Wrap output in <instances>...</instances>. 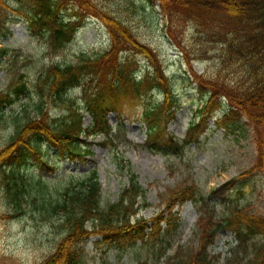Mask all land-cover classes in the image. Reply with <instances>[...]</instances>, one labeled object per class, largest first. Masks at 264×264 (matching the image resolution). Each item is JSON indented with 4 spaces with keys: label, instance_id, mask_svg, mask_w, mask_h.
Wrapping results in <instances>:
<instances>
[{
    "label": "trees",
    "instance_id": "1",
    "mask_svg": "<svg viewBox=\"0 0 264 264\" xmlns=\"http://www.w3.org/2000/svg\"><path fill=\"white\" fill-rule=\"evenodd\" d=\"M159 1L169 22L179 24L182 21L183 24L195 27L197 34L203 32L197 28L199 20L213 16L216 23L209 32L215 38L209 41L219 45L218 57L222 66L214 75H197L200 88H204L209 95L198 113L209 112L221 102L218 97H225L229 108L217 120L218 125L234 127L245 116L254 126L257 159L242 175L255 171L264 174V0ZM152 2L145 0L147 4L152 5ZM61 9H73L81 16L86 13L96 15L109 30L112 47L107 52L81 51L75 62L50 63L35 78L33 94H30L22 80L23 72L18 71L14 73L8 87L0 92L1 109L24 96H34L35 100L32 108L36 110V115L30 116L27 110L21 118H16L5 145L0 147V181L7 178V195L15 201L16 211L9 213V216L22 211L21 200L26 196L44 223H51L50 217L53 216V225L60 228L61 238L55 249L36 264H78L83 251L78 243L91 232L85 227L88 220L92 222V231L103 233L105 239L132 236L133 233L139 235L143 232L144 223L130 224L129 221L136 211L134 206L137 197L143 191L136 176L131 175L130 186L121 191L119 199L102 205L97 170L91 168L81 176L57 181L53 187L54 193L49 194L47 184L41 177L34 179L28 171L27 164L31 157L47 164L42 156L54 148L53 157L68 154L82 158V154L90 152L85 145V139L90 134H111L105 111L110 105L117 104L120 97L118 92H122L125 97H129L128 94L134 95L137 100L138 96L148 95L152 90L163 94L160 101L144 100L141 113L148 124L149 138L155 137V144L159 146L157 134L170 117L171 106L175 102L171 80L162 73L147 45L137 39L130 25L105 9L98 0H0V16L5 20L10 15L11 18L22 17L31 32L41 37L48 53L64 49L77 28L76 23H66L59 17ZM177 41L180 43L182 40L178 38ZM121 49L139 52L148 59L151 57L157 66L155 75H146L141 80L131 78L126 72L131 62L122 58L116 61L117 51ZM13 53L12 49L0 46V62L4 56ZM185 54L188 56L191 52L185 50ZM93 82L96 88L90 94L89 86ZM75 86L81 89V97L71 95ZM79 98L82 99L83 108L92 115V122L87 127L82 126V102ZM53 109L62 112L52 115ZM3 116L5 113L2 109L0 117ZM107 139L116 143L112 137ZM83 147L85 150H82ZM24 184H31L37 191L25 194L27 189ZM193 195L194 192L188 187L174 188L170 191L168 204ZM222 224L232 229L244 245V242L258 237L257 242L253 243L254 256L246 264H264V214L250 213L240 205H234ZM219 227L215 224H200L199 252L173 264H208L207 244L212 241ZM0 264L7 263L3 261Z\"/></svg>",
    "mask_w": 264,
    "mask_h": 264
},
{
    "label": "rangeland",
    "instance_id": "2",
    "mask_svg": "<svg viewBox=\"0 0 264 264\" xmlns=\"http://www.w3.org/2000/svg\"><path fill=\"white\" fill-rule=\"evenodd\" d=\"M98 1L128 23L139 39L160 57L166 73L174 77V115L167 124L169 137L166 140H173L178 146L162 152L147 146L146 127L139 116L143 105L128 104L122 99L116 105L125 121L124 135L128 140H122L114 147L110 142L100 143L104 141L103 134L95 135L88 139L93 152L86 155L84 165L65 159L56 173L42 167L41 170L46 173L48 193H53L57 179H62L64 173H82L84 169L95 166L101 183L102 205L118 199L120 190L129 182L130 172L137 175L145 190L144 200L149 204L138 208L136 219L152 218L159 213L164 208L167 190L180 185L194 187L198 197L208 200L209 206L205 205L203 215L199 217L206 224L221 222L228 215L229 207L234 204L245 205L250 211L264 214L263 174L237 178L234 183L227 184L254 161L256 150L253 124L249 125L245 118L230 130L217 127L214 119L222 114L225 105L214 110L210 119L204 123L195 114V109L201 107L207 98L205 91L199 90L191 81L192 78H185L190 68L198 74L203 72L214 75L222 66L218 57L219 45L215 41H209L215 38L209 32L216 23L213 16L199 20L197 28L203 32L197 34L195 27L183 24L182 21L179 24L169 22V19L167 21L158 3L152 9L143 0ZM62 15L69 18L65 13ZM7 28L9 33L6 32ZM170 28L174 29V33L182 35L180 43L184 50L196 56L191 65L186 62L182 49L169 37ZM106 45L105 26L94 18H87L67 47L56 54H48L43 42L29 32L23 20H5L0 16V46H7L15 51L4 56L0 62V92L8 87L14 73L18 71L23 72L22 80L30 94H33L35 78L49 62H75L81 51L93 53ZM131 57L136 60V69L140 68L141 73L148 71L145 67L147 61L143 57L134 54ZM95 88V84H90L89 93ZM73 94L78 96V89ZM118 94L121 95L122 92ZM156 97L160 99V95ZM34 101V96H25L4 107L5 116L0 117V147L7 141L16 118H21L27 110L30 116L36 115V110L32 108ZM25 102L24 109L22 104ZM58 112L57 109L51 111L52 114ZM83 114L84 124H88L90 116ZM115 115L114 112L110 113L108 118L113 125L117 123ZM192 123L198 124L196 131L199 135L197 139L191 138L182 145V139ZM126 161L128 165L125 164ZM50 164L54 166L55 163L49 159ZM31 170L36 172L38 167L33 165ZM6 179L0 181V256L5 255L18 264L40 262L54 250L60 237V228L53 225V216H49L51 223H44L26 196L21 200V207L25 211L15 218L7 216L16 210L15 201L6 192ZM24 187L27 189L25 194L37 191L31 184H24ZM171 212L172 215L169 216L164 208V218L158 224L159 229L154 232H158L157 235L146 237L154 231L153 221L148 223L145 240L136 238V241H132L128 236L111 242L99 235L91 236L79 244L83 251L78 264H138L140 261L143 264H171L185 260L199 249L196 234L198 211L193 202L186 201L174 207ZM133 219L134 217L131 218ZM91 225L92 222L88 221V231L92 230ZM256 240L258 239L252 241V244L250 242L249 246L247 244L244 249L233 233L225 229L219 230L207 250L208 264H246L253 258V243Z\"/></svg>",
    "mask_w": 264,
    "mask_h": 264
}]
</instances>
